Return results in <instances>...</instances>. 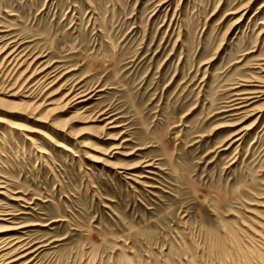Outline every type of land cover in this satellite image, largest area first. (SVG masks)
I'll list each match as a JSON object with an SVG mask.
<instances>
[{
	"label": "rangeland",
	"instance_id": "374dc122",
	"mask_svg": "<svg viewBox=\"0 0 264 264\" xmlns=\"http://www.w3.org/2000/svg\"><path fill=\"white\" fill-rule=\"evenodd\" d=\"M263 24L264 0H0L23 261L264 264Z\"/></svg>",
	"mask_w": 264,
	"mask_h": 264
},
{
	"label": "bare ground",
	"instance_id": "6f19581e",
	"mask_svg": "<svg viewBox=\"0 0 264 264\" xmlns=\"http://www.w3.org/2000/svg\"><path fill=\"white\" fill-rule=\"evenodd\" d=\"M264 25V24H263ZM8 46V45H7ZM5 49V48H4ZM4 49L2 47V49H0V55H2V53H4ZM12 50V49H11ZM10 50V51H11ZM15 50V49H14ZM14 53V52H13ZM12 53L10 54H7V56L5 57V59H9L11 56ZM11 60V59H10ZM36 60V59H35ZM9 61V60H8ZM2 62V61H1ZM3 64H4V60H3ZM2 64V65H3ZM20 66V65H19ZM31 66V65H30ZM36 71V70H35ZM46 71V70H45ZM264 71V70H263ZM27 72V71H26ZM42 72V71H41ZM40 72V73H41ZM37 73V71H36ZM33 74V73H32ZM34 75V74H33ZM32 75V77H33ZM36 75V74H35ZM37 76V75H36ZM35 76V77H36ZM31 77V78H32ZM29 78V79H31ZM45 78V84L51 80V78L53 77H49V76H46L44 77ZM41 80V79H40ZM44 81V79H42ZM30 81V80H29ZM257 81V80H256ZM26 82V81H25ZM28 82V81H27ZM51 82V81H50ZM49 82V83H50ZM258 82V81H257ZM260 82V81H259ZM48 83V84H49ZM41 85V84H40ZM51 85V84H49ZM256 85V84H255ZM260 86V85H259ZM253 87V86H252ZM261 89H263L262 91H259V92H255L254 94H259L260 96H263L264 95V86H260ZM47 91V90H46ZM70 91V90H69ZM251 91V90H250ZM72 92V93H70ZM69 92V94H67L66 98L69 99L67 101V106H69L70 104H73V105H79L81 103H84L86 101H88L90 99L87 98L88 97V94H84L82 92H78V91H75L73 88H71V91ZM75 92H78V93H75ZM75 93V94H74ZM74 94V95H73ZM245 94V93H243ZM242 94V95H243ZM257 96V95H256ZM246 97V96H245ZM258 97V96H257ZM87 98V99H86ZM254 98V97H253ZM241 99V98H239ZM66 100V99H65ZM237 100V98H236ZM248 100V99H247ZM260 100V98H259ZM235 101V100H234ZM250 101V100H249ZM255 101V100H254ZM251 102V101H250ZM239 103V102H238ZM237 103V104H238ZM254 103V102H253ZM252 104V103H251ZM243 105H246V104H243ZM232 106V105H231ZM230 106V107H231ZM247 106V105H246ZM250 106V105H249ZM236 108V107H235ZM234 108V110H235ZM244 108V107H242ZM256 109V108H255ZM254 110V109H253ZM252 111V110H251ZM255 111V110H254ZM252 111V113L254 112ZM234 112V111H233ZM243 112V111H242ZM105 114V113H104ZM244 114V113H243ZM250 114V113H249ZM103 114H101L100 116H102ZM99 117V116H98ZM242 117V116H241ZM108 118V117H107ZM243 118H241L242 120ZM108 122V121H107ZM109 124L111 123H108L107 125L105 126H108ZM237 135V134H236ZM240 138V136H239ZM111 139V138H110ZM238 139V138H237ZM233 142V141H232ZM116 150V148L114 149ZM2 190V189H1ZM2 192V191H1ZM2 195V194H1ZM3 212V211H2ZM7 216V215H4V214H1L0 213V221H5L7 222L8 220L4 219V217ZM10 216V215H9ZM8 217V216H7ZM10 218V217H9ZM13 219V218H12ZM12 219H9V220H12ZM9 227V226H8ZM11 227V226H10ZM14 228V227H13ZM13 228H0V264H30L31 262H24L23 260L26 259L29 255L35 253V251H37L39 249L36 248V250H33L31 251L30 249L32 248V246H30L29 244H24V245H21V242H16V239H9L7 237L4 236V234L6 233H9L10 231H13L14 229ZM26 228V227H25ZM24 228V229H25ZM17 229V228H15ZM22 229V228H21ZM15 242V243H14ZM41 247V246H40ZM30 250V251H29ZM32 260V259H31Z\"/></svg>",
	"mask_w": 264,
	"mask_h": 264
}]
</instances>
